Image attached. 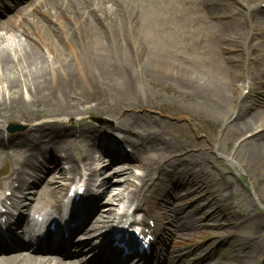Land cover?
I'll list each match as a JSON object with an SVG mask.
<instances>
[{
	"label": "bare ground",
	"instance_id": "6f19581e",
	"mask_svg": "<svg viewBox=\"0 0 264 264\" xmlns=\"http://www.w3.org/2000/svg\"><path fill=\"white\" fill-rule=\"evenodd\" d=\"M262 4L264 0H27L1 17L0 162L7 160L8 168L0 176V195L10 191L3 199L26 217L36 201L61 205L71 186L82 185V194L70 199L76 208L65 222L76 221L85 203L89 208L83 221L68 229L63 244L26 245L13 237L22 233L27 220L17 230L11 227L10 244L0 240V264H84L89 255L86 264H155L165 257L161 221L170 216L169 222L174 221L179 208L169 207L168 218L166 212L152 213L157 182L184 174L187 184L201 183L195 191L210 188L202 183L209 173L202 148L194 158L185 141L162 137L155 119L140 113L147 106L166 107L157 87L178 96V105L189 100L192 112L225 122L234 137L245 135L225 160L253 179V198L242 204L253 221L246 236L254 245L245 255L263 253L264 214L252 203L264 205V108L243 101L241 89L250 90L264 73L255 72L258 59L247 50L250 40L262 38L258 31L264 32ZM257 50L264 55V45ZM138 87L150 92L148 103L140 100ZM91 111L113 125H92L83 116ZM76 116H81L78 126L73 125ZM45 117L50 119L39 120ZM11 121L24 122L25 129L4 133ZM110 128L119 134L107 135ZM177 135L188 136L185 131ZM127 143L135 147V164L125 162ZM101 159L96 171L91 161ZM183 162L189 169L176 170ZM134 167L142 172L135 173ZM85 172L87 178L81 176L77 183L70 176ZM210 175L213 187H232L228 196L239 202L227 176ZM96 176L101 180L94 186ZM209 192L205 199L214 204ZM136 216L141 217L138 222ZM150 220L156 235L150 253L132 249L121 255L114 243L118 231L127 223L150 227ZM81 252L75 260L65 259ZM166 262L186 264L173 247Z\"/></svg>",
	"mask_w": 264,
	"mask_h": 264
},
{
	"label": "rangeland",
	"instance_id": "374dc122",
	"mask_svg": "<svg viewBox=\"0 0 264 264\" xmlns=\"http://www.w3.org/2000/svg\"><path fill=\"white\" fill-rule=\"evenodd\" d=\"M25 1L27 0H23L21 4L18 3L14 8L4 11L3 9L0 10L3 11L0 18L3 17L2 19H4L8 15H11L16 8L23 7ZM235 5L237 6V3ZM262 7L264 8V4ZM258 32V36L262 38H254L255 40H250L247 44V50H250L253 56L258 59L255 62V72H261L264 69V64H261L264 63V55L257 50L258 48L260 49L261 45H264V32ZM241 83L238 82L239 87L240 85L242 86ZM138 88L140 100L148 103L150 101V92L146 89L140 90V87ZM241 89L243 90V101H247L254 108H264V73L253 84L250 90L243 87ZM157 91L167 100L166 107L147 106L144 109L140 108V113L155 119V129H158L162 137L174 141L176 140L174 136H177L179 137V141H185L189 146V150L195 152L194 158L198 156V150L202 148L201 152L208 159L204 170L209 172L204 173V181L206 182L202 183L209 186L210 190L200 188L198 191H195L201 183L197 186L196 182H192L191 180V183L187 184L185 181H188L189 176L184 177V174H181L180 177L177 175L175 178H166L157 182L155 192L150 198L152 212L157 214L166 212L168 218L169 207L173 209L179 208V211L175 214L174 221L169 222L171 216L168 219L163 218L161 221L165 227L164 245L162 248H164L166 253L165 257L163 255L156 264H167L166 256H168L170 247L178 249L182 253L186 264H246L247 261L252 264H264V252L258 253V256L255 258H252L250 254L248 256L245 255V252L254 245L253 239L246 236L252 228L253 221L243 210L242 204L245 201L251 202L253 198V179L248 176L247 172L238 169L236 166H231L225 160V154L233 152L234 147L245 135L234 137L228 133L225 122L213 120L210 116H200L197 112H192L194 105L191 101L185 100L182 101V105H178L181 102L177 100L179 103H175V98L179 97L173 95L170 90L157 87ZM178 115L183 116L177 117ZM83 116L92 125L104 127H111L113 125L111 120L104 116L99 117L92 111ZM80 117L76 116L74 118L75 124L73 125L78 126L77 121ZM46 119L50 118L45 117L39 120L44 121ZM179 126L182 128H179ZM10 127H13V130H9ZM24 129L25 123L22 121H11V123L6 124L3 128L4 133L8 134L19 133ZM184 131L188 134L187 137L177 135V133L183 134ZM106 134L114 136L118 135L119 131L110 128V133L106 132ZM124 147L130 150L129 158L125 159V162L135 164V160L131 159L135 147L131 146V144L128 145V143ZM74 154H78L77 150L74 151ZM184 164L186 163L183 162L177 165L176 170L187 171L189 167L184 168ZM0 166H7V160H1ZM133 170L135 173L142 172V170L135 167ZM49 173L51 172H48L46 176ZM219 173H223L224 176H227L231 180L237 189L239 202L232 200L228 196L232 187L224 190L213 187V180L210 174L218 175ZM71 175L73 176V174ZM260 190L264 191V184L260 185ZM209 191L213 192L211 197L216 198L214 204L205 199L206 195L210 193ZM169 193L173 195H169ZM157 203L158 207H154L153 205ZM252 207L256 212L264 214L263 204L254 202V204L252 203ZM176 224L179 226H176ZM188 224H191V226L185 227ZM21 252L23 251L21 250ZM75 257L76 255L70 257V259Z\"/></svg>",
	"mask_w": 264,
	"mask_h": 264
}]
</instances>
